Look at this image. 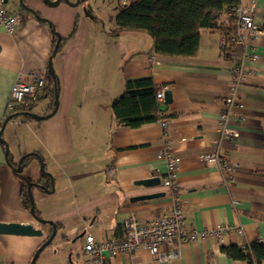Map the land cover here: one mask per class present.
I'll return each mask as SVG.
<instances>
[{"label":"crops","instance_id":"1","mask_svg":"<svg viewBox=\"0 0 264 264\" xmlns=\"http://www.w3.org/2000/svg\"><path fill=\"white\" fill-rule=\"evenodd\" d=\"M245 3L254 5L263 33L257 39L260 58L250 63L256 74L239 89L247 119L229 138L222 134L219 117L243 47L224 51L223 30L203 28L194 57L164 56L156 53L148 31L116 29L112 18L120 4L110 8L94 0H6L7 10L20 13L21 21L14 32L0 23V222L31 223L43 234H0V264H30L47 238L48 227L26 207L23 194L24 186L40 181L43 171L50 177L43 183L48 189L33 184L31 192L39 217L55 224L52 241L58 235L60 239L45 247L35 264H92L83 251L86 233L97 240L119 237L130 214L152 219L170 203L162 184L136 183L161 178L165 171L157 157L163 147L159 122L130 128L111 108L126 80L142 77H151L158 90L172 92L164 112L188 224L203 230L231 223L243 233L231 232L223 242L207 237L175 244L180 255L171 259L141 250L121 253L112 264H249L222 250L229 244L264 242V0ZM98 21L105 26L99 28ZM53 29L62 41L52 57L54 74L49 69ZM33 71L42 72L46 82L33 113L47 117L20 114L4 126L14 84ZM234 120L230 125L235 127ZM212 152L233 164L230 174L202 160V154ZM29 153L33 156L22 168L21 159ZM157 192L164 195L133 200Z\"/></svg>","mask_w":264,"mask_h":264},{"label":"built area","instance_id":"2","mask_svg":"<svg viewBox=\"0 0 264 264\" xmlns=\"http://www.w3.org/2000/svg\"><path fill=\"white\" fill-rule=\"evenodd\" d=\"M254 13V5L246 4L245 0H239L237 5L224 12L226 20L223 24L228 20L231 30L229 36L224 34L222 48L227 49L230 42L243 47L242 56L233 66L228 95L224 99V108L219 117L222 134L229 138L237 135V128L247 119L246 106L239 98V89L249 77L256 74V69L250 63H255L260 58L257 52V39L263 30L256 23ZM20 21V13L8 11L6 0H0V23L7 31L14 32ZM45 86V78L40 71H33L28 78L16 81L7 102L6 118L11 112L31 105L41 96ZM164 93L165 88L156 93L161 102L164 101ZM232 117H235V127L230 125ZM158 122L162 128L163 147L157 157L165 164V171L160 179L162 186L169 191L171 201L152 219L142 220L135 213L130 214L123 221V233L119 237L97 240L92 233H86L83 251L90 257L92 264H112V258L121 253H136L141 250L148 251L158 259H171L180 255V250L175 244L207 237L223 242L231 232L243 233L242 227L231 223H220L203 230L188 224L179 198L178 162L169 142L170 121L167 117L161 116ZM201 158L208 163L218 164L226 175L232 172L233 164L219 152L205 153ZM165 244L169 247L166 250L163 248ZM261 264H264V260Z\"/></svg>","mask_w":264,"mask_h":264},{"label":"trees","instance_id":"3","mask_svg":"<svg viewBox=\"0 0 264 264\" xmlns=\"http://www.w3.org/2000/svg\"><path fill=\"white\" fill-rule=\"evenodd\" d=\"M239 0H120L119 12L112 18L116 29H141L148 31L154 39L156 53L164 56L194 57L198 54L200 35L203 28L220 29L224 34H230L231 26L224 12L237 5ZM74 26L72 36L75 33ZM54 47L59 39L53 29ZM59 43V47L61 46ZM234 44L224 51H231ZM53 52L50 57H53ZM159 87L151 77L128 79L125 90L115 97L111 108L115 118L124 126L138 128L144 124L158 121L161 116L167 117L160 110V101L156 93ZM40 98L25 108L11 112L7 117L15 118L20 114L33 117L29 113L33 110ZM33 156L32 153L22 157V168L25 161ZM49 175L43 171L42 179L34 185L42 186L48 183ZM47 179V181H46ZM46 181V182H45ZM48 189L47 185H43ZM24 204L31 207V200L27 186H24ZM39 217V212L34 209ZM49 229L46 240L52 235L55 224L45 220L43 223ZM230 257L241 259L249 264H261L264 260V242L255 240L245 245L229 244L222 247Z\"/></svg>","mask_w":264,"mask_h":264},{"label":"water","instance_id":"4","mask_svg":"<svg viewBox=\"0 0 264 264\" xmlns=\"http://www.w3.org/2000/svg\"><path fill=\"white\" fill-rule=\"evenodd\" d=\"M69 1V0H66ZM22 5L24 6L23 2L21 1ZM35 13V12H34ZM37 15V13H35ZM59 43H60V37L58 39V41L56 42V45L54 47L53 50V55L57 53L58 48H59ZM49 69L50 71L54 74V70H53V66H52V57L49 58ZM172 102V92L170 90H165L164 93V101L163 103L160 105V110L161 111H166L167 110V105L169 103ZM31 114L33 117L42 119V118H46L47 116H42V115H38L36 113H29ZM11 119V117H7L5 122H4V126L5 124ZM3 126V127H4ZM22 161V159H21ZM21 169V165H19L16 170L20 171ZM43 169V168H42ZM44 170V169H43ZM137 184H143L145 186H156V185H160L161 184V179L158 176L155 177H151L148 179H142V180H138L136 181ZM34 183H28L27 185V190H28V194L31 200V208L30 211L33 214V216L39 221L44 223V219H41L40 217H38L35 212V202H34V197L32 195L31 192V186ZM164 195V192H157V193H152V194H147V195H139L137 197H134L133 200H141V199H151V198H157ZM56 227H54V231L52 233V235L44 241V243L38 248V250L35 252L32 261L30 264H35L36 260L40 254V252L42 251L43 248H45L47 245H49L55 234H56ZM0 234H16V235H29V236H33V235H42L43 234V230L38 227L36 228L33 224L31 223H2L0 222Z\"/></svg>","mask_w":264,"mask_h":264},{"label":"rangeland","instance_id":"5","mask_svg":"<svg viewBox=\"0 0 264 264\" xmlns=\"http://www.w3.org/2000/svg\"><path fill=\"white\" fill-rule=\"evenodd\" d=\"M94 1L96 2L97 5H100V7H104L105 5H107L108 7L112 8V6L115 5V7L119 8V4H118L117 0H113V3H115V4L110 3V5L107 4V0H94ZM96 24H97V26L99 28H103L105 26L103 21H98ZM107 38H109V36H107ZM47 78H48V81H50V77H47ZM58 239H60L59 235L57 236V238L54 241H52V243L47 245L46 248L50 249V247H53L54 245H56ZM46 248H43L41 252H43V250L46 249ZM41 252H40V254H41ZM40 254H39V256H40ZM42 255L43 254H41V257L39 259V263H40V261L42 259ZM39 256H38V258H39Z\"/></svg>","mask_w":264,"mask_h":264}]
</instances>
